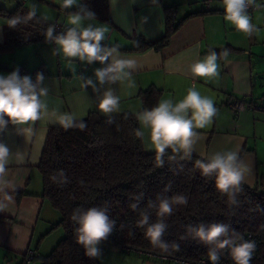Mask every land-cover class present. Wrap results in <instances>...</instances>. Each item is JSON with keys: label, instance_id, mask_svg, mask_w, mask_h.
I'll return each instance as SVG.
<instances>
[{"label": "crops", "instance_id": "0c3cea01", "mask_svg": "<svg viewBox=\"0 0 264 264\" xmlns=\"http://www.w3.org/2000/svg\"><path fill=\"white\" fill-rule=\"evenodd\" d=\"M204 1L108 0L110 21L97 17L85 21L105 27L108 31L103 43L118 46L121 56L135 59L138 65L132 73L135 88L119 82L111 85L121 98L119 111L112 116L141 112L140 92L150 86L161 90L158 102L161 99L178 102L195 84L202 96L213 99L219 111L210 125L196 130L201 138L192 155L206 159L217 151L238 150L250 169L244 184L256 185L264 191V0H256L258 8L249 14L257 29L250 37L225 22L223 0H208V9L212 11L198 13L206 10ZM18 3L28 9L35 3L37 14L47 15L56 31L64 32L70 27L67 17L73 11L62 8V0H16L4 7L11 9ZM170 5L177 6V19H184L169 42L144 50H127L137 38L155 40L164 34L165 7ZM189 14L193 15L185 18ZM5 27L6 19L0 16V44L5 40ZM56 49L54 42L42 41L2 51L0 74L7 75L18 68L21 76L28 75L35 81L36 74L42 73L43 86L49 89L46 101L50 112L70 113L79 119L95 111L105 117L96 107L97 97L104 89L93 92L91 87L84 88L82 79L91 78L95 82L94 70L102 65L66 58ZM210 50L218 51V77L192 76L190 65ZM232 96L244 99L246 107L232 111L228 107ZM54 120V117L39 120L32 125L31 132L23 134H18L11 124L0 132V142L12 152L8 176L15 185L13 203L7 211L0 212V264H31L46 256L45 251H51L57 243L53 246L46 243L59 217L54 218L51 204L43 196L38 168L49 127L60 126ZM145 132L143 146L154 152L147 144ZM30 252L35 258L27 262L25 258Z\"/></svg>", "mask_w": 264, "mask_h": 264}, {"label": "trees", "instance_id": "16d2710c", "mask_svg": "<svg viewBox=\"0 0 264 264\" xmlns=\"http://www.w3.org/2000/svg\"><path fill=\"white\" fill-rule=\"evenodd\" d=\"M81 4L94 12L95 17L110 21L108 0H81ZM204 7L206 10L198 13L212 11L205 4ZM29 10L21 3L11 9L0 6V16L6 19L5 40L0 44V52L12 51L23 43L46 41L44 31L54 24L51 20H30L16 29L7 25L9 18L24 16ZM176 15L177 6H166L164 34L155 40L137 38L127 50L166 45L184 19H177ZM60 33L62 31L54 29V35ZM160 93L161 90L154 86L141 91L140 111L154 107ZM112 117L114 123L109 125L105 123L106 117L89 111L86 116L77 119L86 124L83 131L78 128L64 130L61 126L49 127L38 168L42 176L43 196L59 213V220L54 225L63 228L64 236L46 256L38 259V264H99L97 259L87 257L82 246L76 243L77 225L70 220V215L77 207L108 209L116 226L106 241L128 251L137 250L170 261L208 259L207 246L187 234V225L201 222L230 224L243 237L248 234L256 237L257 249L251 264H264V212L257 210L258 207L264 208V191L261 188L243 183L242 191L237 194L238 206L230 205L228 196L216 190L214 178L202 177L195 168V161L204 158L192 155L191 159L177 156L175 160H169L165 156L164 166L158 167L155 152L146 151L142 139L135 135V130L140 129L137 114L126 112ZM168 155L175 154L169 149ZM61 169L70 181L64 185L51 179ZM169 183L171 191L164 192ZM141 193L142 199L137 201L135 197ZM176 194L186 195L188 204L174 205L173 214L165 220L168 229L163 239L170 244H178L179 250L170 247L168 252H164L151 244L144 234L145 229L137 227L136 222L140 219L141 211H147L150 222H155L157 209L148 208L149 202L158 203V195L172 197ZM132 203H138L139 207L132 210ZM220 260L221 264H234L227 249L221 252Z\"/></svg>", "mask_w": 264, "mask_h": 264}, {"label": "clouds", "instance_id": "9594fccd", "mask_svg": "<svg viewBox=\"0 0 264 264\" xmlns=\"http://www.w3.org/2000/svg\"><path fill=\"white\" fill-rule=\"evenodd\" d=\"M256 0H223L224 20L235 28L236 31L251 36L257 31L248 14L249 8L255 5ZM64 9L76 8L67 17L66 31L54 35L55 25L50 24L44 31L47 42L57 45L56 51L66 58H75L87 64L99 62L102 67L94 70L93 79H84V88L91 87L93 92L104 89L97 97L96 107L99 113L106 117L105 123H114L112 114L119 111L120 96L115 93L111 85L126 83L128 88H135L132 73L138 65L135 59L121 56L118 46H107L103 43L106 39L107 29L95 26L85 21L94 20L95 13L78 0H62ZM38 7L33 3L28 13L24 16L15 15L8 19L7 25L16 29L18 25L26 24L30 20L37 22L48 21L47 15L37 16ZM227 52H225V56ZM218 54L210 50L202 59L190 65V72L194 77L213 78L219 75L217 63ZM45 77L37 73L35 81L28 75L21 76L19 69L10 74H0V132H4L8 125L16 126L18 134L31 132L32 125L42 119L52 118L64 130L78 128L85 130L86 124L77 121L70 113H60L57 110L49 111L46 98L49 89L43 86ZM99 85V87H97ZM218 109L212 98L202 96L196 90L195 84L187 90L183 99L174 102L172 99H161L151 109H144L137 113V120L141 128L135 130V135L145 138L147 131V144L155 152V161L158 167L165 164V156L169 160L191 159L194 146L200 140L197 129H203L213 122L218 115ZM175 155H168V150ZM12 152L0 142V212L8 210L13 203L12 192L15 185L9 179L8 166L11 162ZM195 168L202 177L214 178L215 188L221 194L228 196L229 204L238 206L237 194L242 191L250 169L239 155L238 150L217 151L206 159H197ZM182 167V166H181ZM54 183L64 185L69 183L64 170H58L51 177ZM83 183V181H81ZM171 191V184L165 186L164 192ZM143 194L135 197L137 201ZM157 202L150 201L148 208H156L157 220L150 222L147 211L140 212L137 227L145 229V236L151 244L158 246L162 251L168 252L169 248L179 250V245L164 241L163 236L168 229L165 222L174 212V205L188 204V197L176 194L172 197L158 195ZM139 207L138 203L130 204L132 210ZM264 212V208H257ZM70 220L77 225L75 228L76 243L82 246L84 254L91 259L101 256L99 245L106 241L115 229L116 221L111 219L106 207H91L84 209L77 207L70 215ZM123 227V225H121ZM186 231L192 239L207 246V256L210 264H219L221 252L228 250L234 264H251L257 249L254 240H247L231 228L230 224L223 222L189 224Z\"/></svg>", "mask_w": 264, "mask_h": 264}, {"label": "rangeland", "instance_id": "374dc122", "mask_svg": "<svg viewBox=\"0 0 264 264\" xmlns=\"http://www.w3.org/2000/svg\"><path fill=\"white\" fill-rule=\"evenodd\" d=\"M16 0H0V6H9L11 3H15ZM54 218L59 217V213L52 206H49ZM54 225V224H53ZM64 236V231L61 226L54 225L51 227L50 233H48L49 246H53L54 242H58ZM51 244V245H50ZM56 244V243H55ZM101 249V256L97 259L99 264H178V262L170 260H162L159 257L153 255H147L137 250H125L121 246H117L112 242L104 241L99 245ZM50 248V247H49ZM47 249L46 255L50 252ZM39 261H34L31 264H38Z\"/></svg>", "mask_w": 264, "mask_h": 264}, {"label": "built area", "instance_id": "2783aa9c", "mask_svg": "<svg viewBox=\"0 0 264 264\" xmlns=\"http://www.w3.org/2000/svg\"><path fill=\"white\" fill-rule=\"evenodd\" d=\"M204 4L206 7H208V0L204 1ZM258 8V5L255 3L254 6L249 8L248 14H250L251 12H253L254 10H256ZM34 82V81H33ZM228 107L234 111H240L243 110L246 107V103H244V100L235 96H232L229 101H228ZM244 239L247 240H254L256 242V237L252 234H248L247 236L244 237ZM35 257V255L33 253H28L26 256V261L29 262L31 261L33 258ZM162 258H166L165 256H163ZM170 259V258H169ZM174 261L180 263V264H210V261L208 259H200L198 261H185L182 259H174ZM221 261L219 262V264H221Z\"/></svg>", "mask_w": 264, "mask_h": 264}]
</instances>
